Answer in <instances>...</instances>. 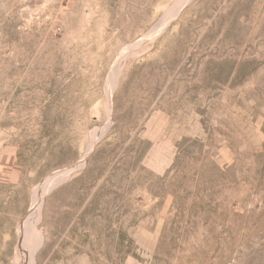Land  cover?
Segmentation results:
<instances>
[{
	"label": "rangeland",
	"instance_id": "1",
	"mask_svg": "<svg viewBox=\"0 0 264 264\" xmlns=\"http://www.w3.org/2000/svg\"><path fill=\"white\" fill-rule=\"evenodd\" d=\"M181 1L0 0V264L76 163L34 264H264V0Z\"/></svg>",
	"mask_w": 264,
	"mask_h": 264
},
{
	"label": "bare ground",
	"instance_id": "2",
	"mask_svg": "<svg viewBox=\"0 0 264 264\" xmlns=\"http://www.w3.org/2000/svg\"><path fill=\"white\" fill-rule=\"evenodd\" d=\"M186 2H188V1H186ZM176 13L174 12V15ZM165 25L166 24H161L160 22H158V24H156V26L152 30L157 29L158 31H161V30H163L164 27H166ZM146 37H148V36H146ZM115 68H118V67H115ZM118 70H119V68H118ZM80 165H81V163H80ZM78 167H79V163L74 165V166H72V167H70V168H66V169H64V170H62V171H60L58 173H55L53 176L49 177L46 180V182L43 183V185L38 190H36V192H35V197L36 198L34 199L35 201H34L33 207L31 208L30 213H29L28 217L25 220V223L23 222L24 224H22V226H21V229L23 230V238H26V236H25V234L27 233L26 231H28V233H30L28 235V237L30 238V241H29L30 243H29V246H28V252L26 254L27 256H25L26 257V264H34L35 261H34L33 255H34V252L36 251V249L38 248V245H39V243H40V241L42 239L41 233L39 231H38L39 233L37 232L36 226H37L38 221H39V208H40V204H41L42 196H43L44 192L45 191H51L56 186H58V185L62 184L63 182H65L71 176V174H73L75 171H77Z\"/></svg>",
	"mask_w": 264,
	"mask_h": 264
},
{
	"label": "water",
	"instance_id": "3",
	"mask_svg": "<svg viewBox=\"0 0 264 264\" xmlns=\"http://www.w3.org/2000/svg\"><path fill=\"white\" fill-rule=\"evenodd\" d=\"M77 164V163H76ZM76 164H74V165H76ZM74 165H72V166H74ZM72 166H70V167H72ZM70 167H68V168H70Z\"/></svg>",
	"mask_w": 264,
	"mask_h": 264
}]
</instances>
